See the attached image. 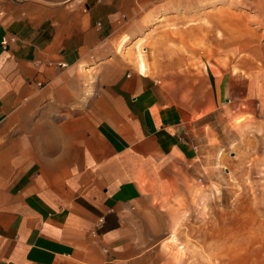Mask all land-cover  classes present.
<instances>
[{
  "label": "crops",
  "instance_id": "crops-1",
  "mask_svg": "<svg viewBox=\"0 0 264 264\" xmlns=\"http://www.w3.org/2000/svg\"><path fill=\"white\" fill-rule=\"evenodd\" d=\"M201 1L0 0V264H154L245 165L259 124L223 81L192 108L117 50Z\"/></svg>",
  "mask_w": 264,
  "mask_h": 264
},
{
  "label": "rangeland",
  "instance_id": "rangeland-1",
  "mask_svg": "<svg viewBox=\"0 0 264 264\" xmlns=\"http://www.w3.org/2000/svg\"><path fill=\"white\" fill-rule=\"evenodd\" d=\"M197 3L156 18L136 40L124 37L117 50L143 58L145 72L192 108L203 105L223 81L231 106L243 102L256 115L232 122L251 119L259 128L249 132L259 138L245 142L244 166L220 168L213 176L216 188L201 190L199 215L167 238L154 264H264V0ZM216 95L222 106L224 94ZM224 114L216 112L220 129L233 117Z\"/></svg>",
  "mask_w": 264,
  "mask_h": 264
},
{
  "label": "built area",
  "instance_id": "built-area-1",
  "mask_svg": "<svg viewBox=\"0 0 264 264\" xmlns=\"http://www.w3.org/2000/svg\"><path fill=\"white\" fill-rule=\"evenodd\" d=\"M15 42H16V38H14V37H12V38L4 37L1 41V47L6 50L10 44L15 43ZM62 67H65V65H62ZM103 224H104V220L101 219L98 222V228L101 229Z\"/></svg>",
  "mask_w": 264,
  "mask_h": 264
}]
</instances>
